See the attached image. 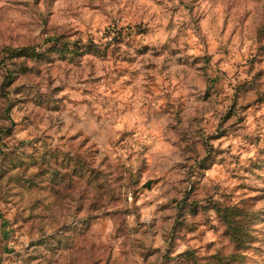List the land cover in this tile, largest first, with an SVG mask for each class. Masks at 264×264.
I'll return each mask as SVG.
<instances>
[{
    "label": "rangeland",
    "instance_id": "obj_1",
    "mask_svg": "<svg viewBox=\"0 0 264 264\" xmlns=\"http://www.w3.org/2000/svg\"><path fill=\"white\" fill-rule=\"evenodd\" d=\"M0 264H264V0H0Z\"/></svg>",
    "mask_w": 264,
    "mask_h": 264
},
{
    "label": "trees",
    "instance_id": "obj_2",
    "mask_svg": "<svg viewBox=\"0 0 264 264\" xmlns=\"http://www.w3.org/2000/svg\"><path fill=\"white\" fill-rule=\"evenodd\" d=\"M36 53L37 52L33 50V54L35 55ZM34 186L35 185L32 183V181H28L25 187L30 188ZM34 199L35 202H32L30 205V207L32 208L39 206L38 202L40 198L36 196V198L34 197ZM220 210H222L221 215L222 217H224V220L227 222V225L231 230V235L233 240L236 242L237 248L242 249L246 247L249 244V239L251 237L250 231L247 228H245L246 224L244 220H240V218H238L239 215L244 214L245 212L237 206H228L224 209L220 208ZM233 256H235V254H233Z\"/></svg>",
    "mask_w": 264,
    "mask_h": 264
}]
</instances>
